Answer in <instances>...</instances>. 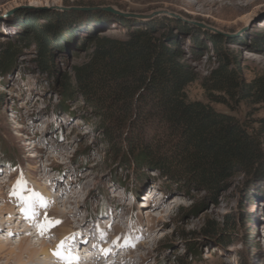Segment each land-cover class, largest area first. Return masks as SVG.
<instances>
[{"label":"rangeland","instance_id":"rangeland-1","mask_svg":"<svg viewBox=\"0 0 264 264\" xmlns=\"http://www.w3.org/2000/svg\"><path fill=\"white\" fill-rule=\"evenodd\" d=\"M107 4L120 12L90 9ZM138 28L178 49L177 60L193 73L187 102L257 129L264 102L227 87L264 77V0H0V222L8 223L11 195L27 184L68 214L61 230L93 229L80 244L108 246V262L121 245L128 260L121 250L116 264H264V166L237 170L216 192L184 181L144 158L145 143L166 142L170 133L144 116L137 93L111 125L113 142L100 126L102 107L78 89L76 70L90 63L97 40L125 42ZM34 33L45 43L42 65ZM221 67L229 81L213 88L210 76ZM65 75L70 97L61 85ZM113 143L121 147L118 156ZM10 228L0 233V264L17 261V253L2 249L21 240ZM30 260L26 252L23 264H37Z\"/></svg>","mask_w":264,"mask_h":264},{"label":"trees","instance_id":"trees-1","mask_svg":"<svg viewBox=\"0 0 264 264\" xmlns=\"http://www.w3.org/2000/svg\"><path fill=\"white\" fill-rule=\"evenodd\" d=\"M132 30L125 42L97 40L90 63L76 70L78 89L87 101L102 107L97 113L107 138L116 142L111 125L122 120L118 114L127 111L125 100L137 93L145 105L144 116L161 122L170 133L166 142L145 143L144 158L160 164L170 175L193 180L216 192L220 183L237 170L245 168L251 173L264 166V119L257 129L249 130L232 116L199 102H187L184 89L193 73L177 60L178 49L168 47L149 29ZM34 37L42 65L48 57L45 43L42 36L34 33ZM67 80L65 75L61 85L64 95L70 97L73 90ZM227 81L229 77L222 67L210 76L213 88H223ZM233 87L238 93L264 102V77L227 88ZM120 152L121 147L113 143L114 155ZM259 160L261 165L251 170Z\"/></svg>","mask_w":264,"mask_h":264},{"label":"bare ground","instance_id":"bare-ground-1","mask_svg":"<svg viewBox=\"0 0 264 264\" xmlns=\"http://www.w3.org/2000/svg\"><path fill=\"white\" fill-rule=\"evenodd\" d=\"M217 1L218 0H202V3L205 5L207 4L212 5V4H215ZM23 188L24 189L26 188L32 191L30 195L26 193V191L24 193ZM34 191H37V190H33V188H30V186L27 184H24V185L20 184V187L17 188V190L12 193L13 195H11L13 206H11L12 208L10 207L11 209H8L9 216L6 221L8 223L6 224H9V227H11L9 229L10 235L16 236L21 233V240L18 242V244L15 247H10V243H11L10 242L4 245L2 249L6 251L8 250V253H10L11 257H13L15 253H17L15 254L17 255V261L15 262V264H23L22 262L23 255L26 252L30 253V258H31L30 261H35L37 262V264H53L54 263L53 255H55L58 258L56 261V264H66V261L64 259H62L60 256L55 254L58 251L65 252V253L71 252V254L77 258L75 261H73V264H114L115 259H117L119 255H121L122 260H125V261L128 260L127 258H128L129 250L122 249L121 245H119L117 249L114 248L115 250L112 253V260L109 262L106 261L110 255L108 246L96 252L90 259L84 254H81V249L78 251L77 250L71 251L70 250L71 247L73 246L75 247L76 245L80 246L81 248L82 245H80V243H81V240H83V238L91 239L93 235V229L85 233V229L82 227L78 229V231L76 232V234L78 233L77 235H75L74 232L72 231L74 230L73 228H66L65 230H61L60 227L62 225L60 226V224L62 223L63 218H65V216L68 214L66 212L60 211L57 207L54 206L53 203L55 199L52 198L50 195H47V198L45 199V198H42L37 193H34ZM29 198H30V204H31L30 209H29V203H26V201L29 200ZM26 209H29L27 214H30V216H26L27 215L25 211ZM15 211H17V214L15 213ZM32 213H34V215ZM54 213L56 214V216L60 218L52 219V220L51 218H47V217L54 215ZM15 218L19 219L17 222V224H19L20 226L19 228L18 226H16L17 224L16 225L14 224L16 220ZM26 218L30 220V223L26 224L27 222ZM46 220L47 221H59L60 223L56 224L55 226L48 227L47 230L44 231L42 234L40 226L42 224H45ZM6 224L3 221L0 222V233H3L6 230L5 229ZM21 224H23V226L25 227L21 226ZM32 225L34 226L33 228L30 227ZM21 230L24 232H21ZM89 232H90V235H89ZM50 236L57 237V239L55 240V243L52 239L53 241L52 245H49L47 241V239ZM33 238H35L38 241L34 242ZM62 241L65 244V247L63 249L59 247ZM76 242H78L79 244H77ZM35 244H37V246ZM93 244L95 245V243ZM17 249H18V252H17ZM119 251H121L120 254H119ZM83 258H85L86 261H82Z\"/></svg>","mask_w":264,"mask_h":264},{"label":"snow or ice","instance_id":"snow-or-ice-1","mask_svg":"<svg viewBox=\"0 0 264 264\" xmlns=\"http://www.w3.org/2000/svg\"><path fill=\"white\" fill-rule=\"evenodd\" d=\"M26 203H29V209L31 208V204H30V198L29 200L26 201ZM29 209H26V214L28 213ZM34 215V213H32ZM60 223L59 221H47L45 222V224H42L41 227V233L43 234L44 231L47 230L48 227H52L55 226L56 224ZM59 247L61 249H63L65 247L64 242L62 241L61 244L59 245ZM56 255L60 256L62 259H64L66 261V264H73V261H75L77 258L75 256H73L71 254V252H61L58 251L55 253Z\"/></svg>","mask_w":264,"mask_h":264},{"label":"water","instance_id":"water-1","mask_svg":"<svg viewBox=\"0 0 264 264\" xmlns=\"http://www.w3.org/2000/svg\"><path fill=\"white\" fill-rule=\"evenodd\" d=\"M86 9H89L88 7H83ZM90 9H94V10H104V11H109V12H120L119 9H117V7H115L113 4H107V5H101V6H93ZM137 17L141 18V19H147V18H151L152 15H148V14H137ZM261 165V161H256L252 167L251 170H256L259 166Z\"/></svg>","mask_w":264,"mask_h":264}]
</instances>
